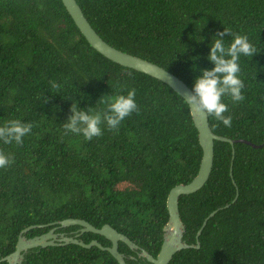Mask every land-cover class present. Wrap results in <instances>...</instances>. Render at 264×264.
<instances>
[{
    "label": "trees",
    "instance_id": "obj_1",
    "mask_svg": "<svg viewBox=\"0 0 264 264\" xmlns=\"http://www.w3.org/2000/svg\"><path fill=\"white\" fill-rule=\"evenodd\" d=\"M75 1L104 42L160 66L190 89L199 74L190 66L211 67L204 58L210 35L225 27L231 31L226 42L244 34L255 45L252 58L240 59L243 100L222 97L230 126L207 115L212 133L248 143L214 141L207 181L178 198L182 239L195 244L204 219L217 212L202 228L199 247L178 251L168 264H264V0ZM129 88L136 89L138 110L116 129L102 122L101 135L89 140L65 134L72 101L102 111V100ZM10 119L32 128L20 144L0 141V152L13 157L0 168V258L14 251L26 227L68 218L95 228L107 224L155 257L168 218L167 194L195 177L201 159L180 96L92 49L60 0H0V123ZM79 239L110 246L92 233ZM118 252L136 258L138 251L118 243ZM126 263L146 264L140 258ZM22 264L117 263L96 247L69 244L30 249Z\"/></svg>",
    "mask_w": 264,
    "mask_h": 264
},
{
    "label": "water",
    "instance_id": "obj_2",
    "mask_svg": "<svg viewBox=\"0 0 264 264\" xmlns=\"http://www.w3.org/2000/svg\"><path fill=\"white\" fill-rule=\"evenodd\" d=\"M60 1L64 6L66 12L72 19L73 23L75 24L76 28L92 49H94L104 58L119 66L129 68L160 81L185 101V95L190 91V88H188V86L182 80L154 63L111 47L106 42H104L92 29L75 0ZM186 104L188 106L194 128L197 131V140L201 148V159L195 177L187 184H178L172 187L167 194L165 204L168 218L166 223L162 227V242L155 257L148 254L145 250L138 247L134 242L130 241L125 235L117 232L107 224L102 225L100 228H95L84 220L68 218L47 225H35L26 227L18 235L14 251L0 258V263L6 262L7 264H22L24 260V254L30 249L65 246L69 244L77 245L84 249L96 247L101 251L108 252L117 264H126L124 255L118 252V243L125 244L132 251H138L139 253H137V256L144 259L149 264H168L173 255L178 251L190 248H198V236L202 228L205 226L206 221L210 217H212L214 213L217 212V210L211 212L204 219L201 227L195 235V244H187L182 239L184 234V225L180 219L178 212V198L179 196L189 195L196 192L207 181L213 164L214 141L226 142L231 146L235 142H248L241 140L234 141L212 133L209 128L207 114L203 113L202 111H196L189 103ZM233 153L234 152L232 151V155ZM236 197L237 191L232 202L235 201ZM46 226H51L53 228L42 235H37L30 238H26L24 236V234L34 228H41ZM71 226L79 227L78 235L74 237L61 236L60 239H57V235L54 233L56 229L68 228ZM83 233H92L101 236L108 242H110V246L104 247L96 240H91L88 243H84L79 239V236Z\"/></svg>",
    "mask_w": 264,
    "mask_h": 264
},
{
    "label": "clouds",
    "instance_id": "obj_3",
    "mask_svg": "<svg viewBox=\"0 0 264 264\" xmlns=\"http://www.w3.org/2000/svg\"><path fill=\"white\" fill-rule=\"evenodd\" d=\"M231 34L230 29L222 27L208 37L205 59L211 67L197 68L192 64L191 70L198 71L191 82V89L185 95V102L189 103L196 111L211 115L224 126H230L231 116L225 115L228 106L222 97L229 96L233 102L243 100V82L240 78L241 57L252 58L257 53L255 45L247 35L232 34V39L226 42L225 37ZM196 41H203L204 37L197 36ZM195 59L197 57L194 56ZM192 59V60H195ZM52 88L58 89L59 85L52 82ZM136 89L129 88L126 93H116L107 96L101 102L106 110H87L79 108L76 101L69 106V115L64 120L62 127L65 134H80L85 140L99 136L102 133L101 124L110 129H116L125 117L136 112ZM32 128L30 122L19 119H10L0 123V141L5 144L22 143ZM11 154L0 152V168H5L12 163Z\"/></svg>",
    "mask_w": 264,
    "mask_h": 264
},
{
    "label": "flooded vegetation",
    "instance_id": "obj_4",
    "mask_svg": "<svg viewBox=\"0 0 264 264\" xmlns=\"http://www.w3.org/2000/svg\"><path fill=\"white\" fill-rule=\"evenodd\" d=\"M46 227H49V229H48V231L51 229V228H53V227H51V226H46ZM62 229H65V228H58V229H56L55 231H54V233L57 235V239H60V237L61 236H70V237H74V236H76V235H78L79 234V229L78 230H73V231H65V230H63L62 231ZM48 231H46V232H48ZM45 232V233H46ZM42 234H44V233H42ZM42 234H40V235H42ZM137 253H139V252H137ZM137 253H136V256H137ZM124 258H125V262H126V258H129V259H132V260H137V258H139L138 256L136 257V258H134L133 256H129V257H125L124 256ZM141 260H143L146 264H149L148 262H146L144 259H142V258H140ZM127 264V263H126ZM137 264H141V263H137Z\"/></svg>",
    "mask_w": 264,
    "mask_h": 264
}]
</instances>
